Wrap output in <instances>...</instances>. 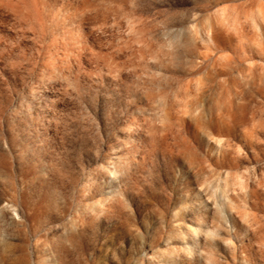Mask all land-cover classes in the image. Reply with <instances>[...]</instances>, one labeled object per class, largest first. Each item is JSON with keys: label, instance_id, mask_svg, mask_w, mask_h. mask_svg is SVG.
<instances>
[{"label": "rangeland", "instance_id": "1", "mask_svg": "<svg viewBox=\"0 0 264 264\" xmlns=\"http://www.w3.org/2000/svg\"><path fill=\"white\" fill-rule=\"evenodd\" d=\"M0 264H264V0H0Z\"/></svg>", "mask_w": 264, "mask_h": 264}]
</instances>
